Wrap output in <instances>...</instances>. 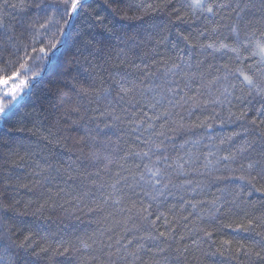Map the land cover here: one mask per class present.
Listing matches in <instances>:
<instances>
[{"label": "snow or ice", "instance_id": "obj_1", "mask_svg": "<svg viewBox=\"0 0 264 264\" xmlns=\"http://www.w3.org/2000/svg\"><path fill=\"white\" fill-rule=\"evenodd\" d=\"M169 3L170 0L159 3L139 0L134 4L105 0L112 9L111 16L96 13L90 27H98L100 32L83 40L79 34L73 37L70 29L74 28L72 22L90 7L86 0H0V126L9 130L14 127L12 122L22 102L32 96V89L42 81L44 72H50L54 77L53 88L40 104V111L55 116V121L47 127L39 123L34 127L47 144L63 145L78 153L76 160L68 162L54 161L51 157H43V163L36 161L31 186L20 184L19 177L15 182L9 177L2 180L0 264H36L32 257L39 255L36 251L39 245L34 237L39 236L40 229H29L22 239H13L14 225L9 223L8 213H21L17 208L20 201L11 193L20 187L29 191L48 188L46 199H30L24 207L35 203L36 212L54 207L53 196L65 190L52 193L48 185L52 173L61 171V165L69 180L73 179V173L81 179L80 190L74 195L65 193L73 196L75 207L89 216L99 214L95 220L98 227L86 238L78 237L77 244L59 239L52 249L53 255L73 256L75 264H137L138 261L149 264L143 258L145 252L152 250L146 247V240H160L161 244L175 240L172 235L175 228L160 232L156 227L161 217L167 220L163 212L150 219L154 215L150 209L168 196L179 195L181 212L185 206L192 209L188 215L197 213L199 205L207 203L209 218H217L223 208L219 198L194 202L180 193L191 197L198 189L203 192V182L190 177L193 173L203 176L219 171L222 161L227 162L223 167L231 178L264 192V128L261 127L264 125V0H183L179 6H172L170 23L174 22L173 16L181 22L186 16H202L208 24L217 26L198 30L195 38L177 33L189 48L198 49L203 59L193 63L192 54L187 61L179 57L180 63L172 62L170 66L165 63L162 75L157 76L147 64L141 67L128 60L135 47H130L128 40L134 37H127V33L120 35L123 29L117 28L116 18L140 19L167 8ZM32 8L39 10L35 16L15 22L13 11L23 13ZM129 11L136 15H129ZM221 12L229 18L234 14L233 23L227 26L233 37L231 43L227 42L228 36L221 39L218 34L219 26L214 18ZM141 28L146 37L150 35L148 28ZM113 38L118 41L115 45ZM218 55L234 63H208L203 68L209 57L216 60ZM126 64L136 71L126 70ZM234 101L247 105L241 107L239 115L232 111ZM225 107L226 116L217 111ZM249 108L255 111V117L249 121L253 127L242 126L243 132L221 136L217 143V137L210 134L213 124L217 120L223 125L233 118L243 119ZM183 113L187 114V122ZM197 113H204L203 119L196 115L192 120ZM101 123L105 128L127 125L129 133L135 134L134 142L116 155V148H110L111 138L107 133L101 138ZM68 128L78 133L82 130L83 134L72 136L66 132ZM165 129L170 132L204 129V135L183 140L172 155L169 149H177V145L166 141H174L176 137L169 136ZM238 136L242 139L233 145ZM202 144L208 148L206 153L200 150ZM225 144L231 145L227 154L218 155ZM237 162L238 167H233ZM257 184L261 187L257 188ZM175 207L172 205L169 212ZM182 218L187 220L188 216ZM197 219L203 217L198 214ZM141 224L146 225L145 235H138ZM234 230L260 237L249 238L247 243L237 241V258L242 255L244 264H264V213L241 219ZM204 231L207 237H212L211 232ZM183 239L181 235L180 240ZM231 243L224 241L222 246ZM49 248L51 245L40 251L47 253ZM167 251V247L157 245L152 264H160L159 257ZM175 251L179 259L187 247Z\"/></svg>", "mask_w": 264, "mask_h": 264}, {"label": "trees", "instance_id": "obj_2", "mask_svg": "<svg viewBox=\"0 0 264 264\" xmlns=\"http://www.w3.org/2000/svg\"><path fill=\"white\" fill-rule=\"evenodd\" d=\"M86 2L90 7L76 21L72 22L74 28L70 29L73 37L79 34L83 40H87L100 32V28L90 27L92 17L96 13L105 17H110L112 14V9L107 7L105 0H86ZM126 2L134 4L139 2V0H126ZM147 2L159 3L161 0H147ZM182 2L183 0H170L167 8H161L155 12H151L149 15L140 19L121 20L119 17L116 18L117 28L120 29L122 27L123 29L120 35L125 36V33H127V37H134L128 40L130 47L135 45L129 53V61L141 64V67L147 64L152 72L160 76L163 73L165 63L169 66L172 62L180 63L179 57H183L187 61L189 54H192L193 63L196 59H203V57L199 56L198 49L189 48L177 33L190 35L191 38H195L197 37L198 30H208L217 25L208 24L202 16H186L183 22L175 21L173 16L172 19L174 22L170 23L169 11L172 6H179ZM38 11V9L32 8L23 13L13 11L12 15L15 17V22L19 23L21 18L35 16ZM129 15L135 16L136 13L129 11ZM233 18H229L224 12H221L220 15L214 18L218 22V34L221 36V39L224 36H228V43L232 42L233 37L227 26L233 23ZM141 26L148 28L149 36H145ZM137 32H140L139 36L136 35ZM243 38L244 31L242 30L241 39ZM200 39L203 40L204 38L201 37ZM112 43L115 45L118 41L113 38ZM68 46L70 48L71 41L68 42ZM123 46L121 45V47ZM228 55L231 56L233 54L229 53ZM141 58L143 63L141 62ZM208 63L217 65L229 63L231 65L234 61L229 60L228 57L220 59L218 55L216 60H212L209 57L205 61L203 68L206 69ZM124 68L128 71H136L127 64ZM53 79L54 77L50 72H44L42 81L32 89V96L27 97L25 102H22L12 122L14 127L9 130L7 127L0 126V190L3 188L2 180L6 177L11 178L13 182L19 177L20 184H28L31 186L33 170L36 167L35 162L40 161L43 163V157H51L54 161L59 159L63 162L76 160L77 158L78 153L70 152L63 145L56 147L47 144L46 141L40 138L38 129L34 127L37 123L43 127H47L55 121V116L40 111V104L43 103L46 94L53 88V84L51 83ZM246 106L242 105L240 101H234L232 111L239 115L241 107ZM255 106L258 107L259 105ZM217 111H220L222 115H227L226 107L223 110L218 108ZM183 114L187 122V114ZM196 115H200L203 119L205 114L197 113L191 119L195 120ZM254 117V109L249 108L247 115L243 119L237 120L233 118L232 122H226L223 125L217 120L213 124L210 134L217 137L216 142L218 143V138L221 136H227L234 131L243 132L242 126L251 129L253 126L249 121ZM108 123H111V121H108ZM159 123L157 122L158 126ZM100 127L101 138H103L104 133H107L111 138L110 148H116V155L122 154L134 142L133 136L135 134L129 133L128 126L125 124H119L115 128H105L104 124L101 123ZM261 127L264 128V125H261ZM19 129H23V131ZM157 130H159V127ZM165 131L169 136L176 137L174 141H166L168 144L175 143L177 145V149H169L172 155H175L176 151L179 150L178 145L183 140L189 138L195 139L203 137L204 135V129H193L191 132L187 130L170 132L167 129ZM66 132L72 136L83 134L82 130L78 133L71 128L66 129ZM241 139V136L236 137L232 144L238 143ZM69 145H71V141H69ZM230 146V144L222 145L218 155L227 154L226 150ZM200 150L206 153L208 148L202 144ZM225 163L227 162L222 161L219 165L220 170L213 171L211 174L199 176L193 173L190 178L203 182V192L198 189L197 193L191 197H188L186 193H180V195H185L186 198L193 199L194 202L200 200L210 202L219 198L218 202L223 203V208L221 209V213L217 214V218H209L207 212L209 204L207 203L199 205L198 212L192 213V215H188L192 211L190 206H185L184 211L181 212L180 205L182 202L179 199V195L168 196L158 206L154 204L153 208L150 209L154 213L150 219H155V216L160 212H163L167 217V220L161 217L156 222V227L160 232H169L172 228H175L176 231L172 233L175 236V240L169 239L164 244H161L160 240L145 241L146 247L152 249L143 254L144 260H147L149 264H152L151 258L154 256L157 245L168 248V251L159 257L160 264H244L245 258L242 255L239 258L236 256L237 241L247 243L249 242V238L259 240L260 237L254 236L253 233L238 232L234 229L241 219L259 216L261 213H264V192L251 188L246 182L231 178L227 170L223 167ZM238 164L239 162L234 164L233 167H238ZM112 167L115 168V165ZM52 176L53 179L48 185L52 193H55L59 189H64L65 191L61 192L59 196H53L54 207H46L43 212H36L37 205L35 203L28 208H25L24 205L30 199L34 201L46 199L49 194L48 188L29 191L27 188L20 187L11 193V195L19 199L20 204L17 205V208L21 213L19 215L12 211L8 213L11 217L9 223L14 225L13 232L15 235L13 239H22L23 235L29 229L35 230L39 228V236L34 237L39 245L36 248L39 255L32 257L36 261V264H69V261H71V264H75L73 256L69 254L53 255L52 249L55 248L56 241L59 239L68 240L73 244H77L78 237L86 238V235H90L98 227L95 220L98 219L99 214L93 213L89 216L85 212L79 211L75 207L73 196L65 194L72 193L74 195L83 186L81 179L76 177L75 173H73V179L69 180L61 165V171L58 173L54 171ZM217 177H220V179H217ZM36 179H39V177H36ZM259 187L261 185L257 184V188ZM42 191L44 193L43 196H41ZM172 205H176V207L173 208L172 212H169L168 209ZM198 214L203 219H197ZM183 216H188V219L184 220L182 218ZM140 227L141 231L138 235H145L146 233L143 229L146 225L141 224ZM204 229L212 233L211 238L205 235ZM149 230L153 231V234L158 235V232H155V230ZM181 235L184 236L183 240H180ZM224 241H232V243L231 245L223 244L222 246V242ZM49 245H51V248H49L47 253L40 251L42 247H48ZM185 246L187 247V251H182L179 259H177L175 249H183ZM137 264H141V262L138 261Z\"/></svg>", "mask_w": 264, "mask_h": 264}]
</instances>
